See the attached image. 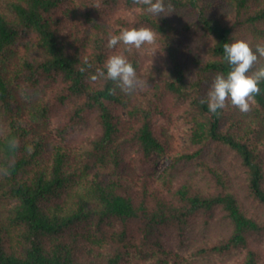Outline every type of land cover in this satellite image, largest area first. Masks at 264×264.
I'll list each match as a JSON object with an SVG mask.
<instances>
[{"label": "trees", "instance_id": "16d2710c", "mask_svg": "<svg viewBox=\"0 0 264 264\" xmlns=\"http://www.w3.org/2000/svg\"><path fill=\"white\" fill-rule=\"evenodd\" d=\"M169 2L0 0V264H264V81L247 113L200 102L224 43L264 45V0ZM110 54L133 91L90 79Z\"/></svg>", "mask_w": 264, "mask_h": 264}, {"label": "clouds", "instance_id": "9594fccd", "mask_svg": "<svg viewBox=\"0 0 264 264\" xmlns=\"http://www.w3.org/2000/svg\"><path fill=\"white\" fill-rule=\"evenodd\" d=\"M135 4L146 5V11L156 17L167 15L173 11V5L165 0H133ZM97 9L100 4L93 5ZM157 33L148 27H122L118 34H109L107 47L114 49L118 44L131 53L134 49L140 50L144 45H154ZM155 53L156 50L153 49ZM224 59L229 65L226 75L216 74L206 97L201 98V103H207L208 109L216 113L218 109H224L226 102L241 113H247L255 103L254 97L260 93L259 84L264 81V65L253 70V66L259 57H264V45L257 44L255 50L244 39H233L230 43L223 44ZM87 64V59L85 60ZM91 67V64H88ZM81 68V71H84ZM99 78L111 80L121 91L128 93L133 91L138 84L136 69L123 54H110L104 61L103 68L96 69V73L90 76L94 82Z\"/></svg>", "mask_w": 264, "mask_h": 264}, {"label": "rangeland", "instance_id": "374dc122", "mask_svg": "<svg viewBox=\"0 0 264 264\" xmlns=\"http://www.w3.org/2000/svg\"><path fill=\"white\" fill-rule=\"evenodd\" d=\"M170 163V159L165 157V158H162L158 161V169L159 170H162L163 168H165L168 164Z\"/></svg>", "mask_w": 264, "mask_h": 264}]
</instances>
